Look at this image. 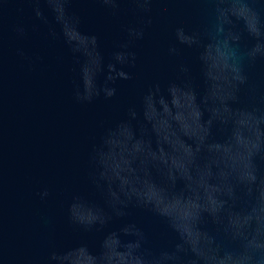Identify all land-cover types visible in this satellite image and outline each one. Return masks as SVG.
<instances>
[{"label": "water", "instance_id": "water-1", "mask_svg": "<svg viewBox=\"0 0 264 264\" xmlns=\"http://www.w3.org/2000/svg\"><path fill=\"white\" fill-rule=\"evenodd\" d=\"M36 6L31 0H0V264H56L49 261L50 254L68 249L74 250L68 253L66 264H95L100 235L76 230L69 223L68 206L77 193L100 202L89 184V153L103 127L125 118L128 107L138 104L142 91L156 81L173 79L180 65L190 69L198 93L197 103L205 91L209 96L218 92L224 86L229 67L227 55L233 49L226 47L222 39H203L198 48L183 43L189 39L188 35L203 33L206 27L215 33L223 32L227 25L229 35L240 37L242 46L250 52L259 48L256 62L247 70L251 89L241 94V106L255 97L264 107V59L261 58L264 0H220L219 4L205 0H153L148 13L135 11L136 5L126 2L120 5L116 15L94 0H73L69 8L81 17L80 32L99 37L105 64L118 44L131 39L125 31L128 26L143 29L145 33L142 40H134L128 49L136 53L135 68H125L133 74V79L118 81L117 95L111 100L100 97L91 104L79 103L74 97L77 86L81 91L83 86L54 14L41 2L39 7L48 21L44 23L35 16ZM181 26L185 32L176 33V28ZM18 28L24 29L23 35L17 32ZM68 39L81 42L80 62L87 72L89 42L71 27ZM170 46L176 47L179 55H169ZM198 60L203 62L206 84L201 80ZM148 104L149 117L173 150L171 164L187 175L188 145L193 141L180 136L177 129L185 134L196 133L194 125L200 118L199 111L190 95L180 89L165 92ZM220 118L234 121L233 136L225 142L226 133L217 128L215 142L206 147L223 173V167L237 161L240 150L247 144L244 131L248 119L244 113L223 111ZM260 128L264 132V120ZM113 147L106 160L109 167L126 172V178H134L136 169L130 166V161L143 153L146 146L133 139L130 131H122L114 138ZM257 163L264 172V161ZM211 177L210 168L202 169L200 179L194 186L190 185L187 195L165 196L151 186L146 194L160 203L177 229L183 230L192 221L201 199L209 204L215 200L217 186ZM44 190L49 195L42 198L40 193ZM177 191L182 193V185H178ZM239 208L243 209L242 213ZM239 208L230 214L235 234L247 237L249 247L259 244L258 249L244 252L217 225L203 223L201 227L215 237L213 247L219 245L224 249L221 264H264V198L252 207L241 201ZM76 211L87 216L91 210L77 207ZM129 213L110 227L115 229L122 223L135 222L148 233L154 249L174 242V234L148 211L130 208ZM187 239L194 251H200L205 238L193 227ZM81 241L87 243L86 248L76 247ZM119 247L118 238H113V255L118 257L119 264H126L129 254L118 251Z\"/></svg>", "mask_w": 264, "mask_h": 264}, {"label": "clouds", "instance_id": "clouds-1", "mask_svg": "<svg viewBox=\"0 0 264 264\" xmlns=\"http://www.w3.org/2000/svg\"><path fill=\"white\" fill-rule=\"evenodd\" d=\"M37 6L34 9L37 19L47 23L40 3H45L54 14V19L60 25L64 37V43L72 55L76 71L82 82L83 90L77 86L74 97L79 103H93L103 97L111 100L117 95V82L130 81L133 74L125 68H135L136 53L128 50L134 40L144 38V30L134 26H128L125 31L131 38L129 41L118 44L117 50L111 53L110 61L105 64L103 54L99 50V37L96 34L81 33V17L71 11L69 5L73 0H31ZM111 15H116L123 3L136 5L135 11L151 12L149 5L153 0H94ZM208 3L219 4L220 0H205ZM147 23L150 25L151 20ZM219 23V17H217ZM72 28L80 33L83 40L90 44L89 69L85 71L80 62V43L68 39V30ZM176 33H184V27L176 28ZM20 35L24 34L23 28H18ZM52 35L56 33L53 31ZM188 40L183 43L188 47L201 46L203 39L223 40L226 47L233 49L227 55L229 67L226 72L224 86L215 94L209 96L205 91L199 98L194 86L190 69L180 65L173 79L166 82L156 81L142 91L138 104L128 107L126 117L108 126L103 127L97 143L93 144L89 153V184L93 194H98L100 202L87 194H74L72 202L68 206L69 223L78 231L99 234L97 250L94 253L95 264H119L118 257L113 255L111 241L118 238L120 247L118 251L128 253L126 264H221L224 249L217 245L213 247L215 237L204 230L203 223H212L224 231L225 235L236 242L242 251L258 249L259 244L248 246L247 237H238L231 225L230 214L237 212L241 201L248 207L256 205L264 198V172L258 166V161H264V132L260 128L264 120V107L257 103L255 97L251 103L243 105L241 94L251 89L248 68L256 62L257 47L249 51L242 46L240 37L228 33V26H224L223 32L217 30L213 33L210 27L204 32H193L188 35ZM169 55H179V50L170 46ZM23 55V53H20ZM264 59V55L261 56ZM200 64V77L204 84L207 83L204 76L203 62ZM180 89L188 93L194 107L199 111L200 118L194 125L197 132L185 134L177 129L178 134L192 140L188 145L190 153L186 160L188 174L171 164L172 148L166 143L157 130L155 121L149 117L148 102L156 97H161L165 92ZM235 106V107H234ZM244 113L248 119V127L244 135L248 137L247 144L240 150L239 159L223 167L213 163L216 159L207 150V144L215 142L214 131L219 128L226 133L225 142L231 140L235 130L232 119H221V113ZM205 114L207 118L205 119ZM122 131H130L133 139L143 142L145 151L130 161V166L136 169L134 178H126V172L114 171L106 162L107 157L114 151V138ZM155 144V147H153ZM204 168H210L212 172L211 182L217 186L215 200L209 204L203 199L194 209L192 221L183 230L177 229L175 223L162 211L160 203L146 194L147 187L151 186L167 196L170 193L187 195L190 185L200 179V172ZM147 173V177L145 176ZM155 177L152 178V174ZM178 185H182L183 191L178 192ZM41 197L49 195L47 190L40 193ZM77 207H87L90 213L87 216L76 211ZM130 208L143 209L158 218L167 230L174 234V242L171 245L153 248L150 245L149 235L144 228L135 222L122 223L118 228H111L114 221L123 220L130 215ZM242 213L243 209L239 208ZM226 220V223H225ZM193 222H195L193 224ZM199 229L204 236V243L200 245V251H194L187 239L191 228ZM234 230V231H233ZM255 239V237H253ZM77 248H86L87 243L81 241ZM74 249L58 253L53 251L49 261L56 264H66L68 253ZM252 258L251 256L249 257Z\"/></svg>", "mask_w": 264, "mask_h": 264}]
</instances>
